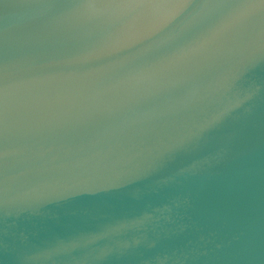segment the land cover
Here are the masks:
<instances>
[{
    "label": "water",
    "instance_id": "95a60500",
    "mask_svg": "<svg viewBox=\"0 0 264 264\" xmlns=\"http://www.w3.org/2000/svg\"><path fill=\"white\" fill-rule=\"evenodd\" d=\"M0 264H264V0H0Z\"/></svg>",
    "mask_w": 264,
    "mask_h": 264
}]
</instances>
